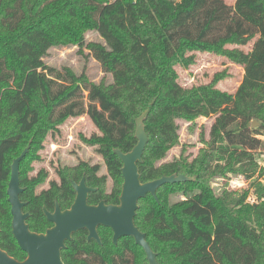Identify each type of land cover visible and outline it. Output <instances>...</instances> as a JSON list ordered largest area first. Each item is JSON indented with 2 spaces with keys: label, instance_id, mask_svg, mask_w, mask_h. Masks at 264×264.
Wrapping results in <instances>:
<instances>
[{
  "label": "trees",
  "instance_id": "16d2710c",
  "mask_svg": "<svg viewBox=\"0 0 264 264\" xmlns=\"http://www.w3.org/2000/svg\"><path fill=\"white\" fill-rule=\"evenodd\" d=\"M91 31L103 43H85ZM255 37L247 53L225 48L246 46ZM61 45L86 48L112 75V83L96 84L84 74L47 66L48 50ZM195 51L224 56L243 68L234 94L215 88L218 76L190 89L179 85L175 67L188 68L194 58L187 53ZM145 110L149 141L138 164L140 182L173 174L194 178L161 186L157 201L149 194L138 201L134 223L156 261L264 264V186L252 182L254 203L246 202L248 190L215 194L211 187L213 179L227 174L262 177L255 155L264 150V0H235L233 6L223 0H0V249L16 260L24 256L11 235L5 195L2 162L9 144L16 142L8 136L33 132L41 149L48 131L83 115L99 132L80 139L95 147L106 175L98 174V164L80 162L58 168L59 183L49 181L39 195L25 192L30 212L39 217L29 218L30 229L42 233L50 224L41 207L52 209L56 200L68 208L75 197L72 182L82 177L96 189L88 204H118L122 163L113 150H132L135 121ZM209 117H215L209 139L201 138L197 156L191 158L182 148L178 157L165 161L179 143L178 121ZM254 121L258 125L252 128ZM46 175L41 170L38 181ZM175 196L181 198L172 201ZM98 235L101 245L87 242L85 230L74 234L61 253L64 264H147L132 238L114 245L110 229L99 227Z\"/></svg>",
  "mask_w": 264,
  "mask_h": 264
},
{
  "label": "rangeland",
  "instance_id": "374dc122",
  "mask_svg": "<svg viewBox=\"0 0 264 264\" xmlns=\"http://www.w3.org/2000/svg\"><path fill=\"white\" fill-rule=\"evenodd\" d=\"M223 1L229 6H233L235 2V0ZM89 42L103 43L98 34L93 31L85 34V43ZM250 47V45L225 46L227 49L238 48L243 52L249 51ZM187 55H192L194 62L188 68L175 67L178 83L181 87L190 89L205 85L212 82L218 76V79L215 81V88L230 94L235 93L244 74L241 66L232 63L224 56L214 53L195 51L187 53ZM43 62L60 72L64 69H69L77 76L84 74L90 82L96 84L101 81L106 84L112 83V75L105 73L92 54L84 47L72 45L52 47L43 58ZM83 96L86 104L87 92H84ZM214 119L215 117L198 118L194 122L179 120V143L168 152L165 161L178 157L182 148L185 149L187 155L191 158L196 157L198 151L203 147L201 138L205 140L209 139V131ZM11 128L12 122L9 121L7 129L11 130ZM93 135H99V132L86 115L69 118L57 128V131H48L43 140L42 148H37L35 145L31 146V152L28 154L29 157L25 163L20 165L24 186L28 185L33 190L32 192L37 193L42 189L48 188L49 181L54 180L58 182V177L55 173L58 168L73 167L80 162H86L90 165L98 164L100 166L98 174L106 175L103 159L95 152V147L85 145L80 139L81 136L90 138ZM32 136L33 132L27 135L26 143L17 151L18 155L22 149L27 147ZM255 157L262 177L247 180L242 175L227 174L223 178L213 179L211 187L214 193L217 194L225 190L240 194L248 190L246 202L254 203L256 197L252 182L256 180L257 184L264 186V150L257 151ZM41 170L47 175L42 182H39L36 175ZM110 188L111 181L108 179L107 190L109 191ZM180 198V196H175L171 200L176 201Z\"/></svg>",
  "mask_w": 264,
  "mask_h": 264
},
{
  "label": "water",
  "instance_id": "95a60500",
  "mask_svg": "<svg viewBox=\"0 0 264 264\" xmlns=\"http://www.w3.org/2000/svg\"><path fill=\"white\" fill-rule=\"evenodd\" d=\"M148 110H145L135 121L134 137L136 144L131 151L122 153L114 149L122 163L121 175L122 185L118 197V204H106L100 201L95 205L88 204V196L96 191L88 187L85 178L78 182H72L75 197L71 206L61 210L55 204L53 212L43 209L46 220L52 224L42 234H35L29 231L26 224L27 214L22 213V204L18 195L21 193L19 187V162L27 154V146L21 155L11 165V176L7 188L8 202L11 206V233L19 248L26 253V259L17 261L0 249V264H64L61 259V251L65 249V243L71 241L72 236L81 230L87 232V242L94 241L101 245L98 235V228H108L112 232V243L123 237L132 238L134 244L140 247L147 264H159L156 261L155 253L152 252L145 234L142 233L134 223L138 201L148 194L157 201V190L165 185H173L193 181V177L184 175L162 176L156 180L141 183L138 172V164L142 163L144 149L149 141L144 130V119ZM258 124L252 122L254 128Z\"/></svg>",
  "mask_w": 264,
  "mask_h": 264
},
{
  "label": "flooded vegetation",
  "instance_id": "af4514ba",
  "mask_svg": "<svg viewBox=\"0 0 264 264\" xmlns=\"http://www.w3.org/2000/svg\"><path fill=\"white\" fill-rule=\"evenodd\" d=\"M4 137V136H3ZM7 138H10V139H13V140H16V142H14V143H10L9 144V146H11L8 150H7V152L5 153V160H4V162H2V169H3V171H4V173L7 175V178H6V180H5V195H6V202H7V204H8V206H9V218H11V220H12V215H11V212H10V210H11V206H10V204H9V202H8V196H7V188H8V183H9V181H10V176H11V165H12V163H13V161L17 158V157H19L20 155H21V153L23 152V150L25 149H22V151L20 152V154L19 155H17V156H15V154L17 153V151L19 150V148L22 146V144H21V142L22 141H24V140H26L27 139V137H24V136H20L19 137V135L17 136H15V135H10V136H8ZM19 140H20V142H19ZM35 141V139H34V136H32L31 138H30V140H29V142H28V145L27 146H29V150H30V148H31V146H36L37 147V143L36 142H34ZM28 150V151H29ZM28 153V152H27ZM13 156V157H12ZM24 158V157H23ZM22 158V159H23ZM21 159V160H22ZM21 162V161H20ZM19 162V166H18V169H19V187H20V189L22 190L21 191V193L18 195V198H19V201L22 203V204H24L23 205V207H22V213L23 214H27V219H26V224L28 225V228H29V231L30 232H32V233H35V234H42V233H44L48 228H50L51 226H52V224L51 223H49L48 221V223L50 224V227H48L44 232H42V233H38V232H34V231H32L31 229H30V223H29V218H39V217H37V216H34L31 212H30V209H29V205L31 204V202H30V200H29V197L25 194V192L28 190V189H30V187L27 185V186H24V179L23 178H21V170H20V163ZM38 175H39V171H38V173H37V178H38ZM35 176V177H36ZM52 181H54V180H52ZM54 182H56V181H54ZM56 183H59V178H58V182H56ZM25 185H26V183H25ZM48 188H49V183H48ZM48 188H46V189H42V190H40V191H38L37 193H34V192H32V195H39L42 191H46ZM33 191V190H32ZM58 204L59 205V203L56 201V200H54V202H53V208L52 209H49V210H47L46 208H45V206H42L41 207V209H42V212H43V209H45V210H47L48 212H53L54 211V209H55V204ZM71 206V205H70ZM69 206V207H70ZM59 207H60V209L63 211V210H66V209H68V208H61V206L59 205ZM43 218H45L46 219V217H45V215H44V212H43ZM11 220H10V227H11ZM1 230V229H0ZM11 235H12V233H11ZM12 238H13V236H12ZM13 240H14V238H13ZM70 242V241H69ZM14 243L16 244V246L18 247V249L20 250V252H21V255L23 254L24 256H23V258L21 259V260H17V261H23V260H25L26 259V253L25 252H23L20 248H19V246L17 245V243H16V241L14 240ZM67 243V242H66ZM66 243H65V248H66ZM4 251V250H3ZM63 251V250H62ZM62 251H61V253H62ZM5 252V251H4ZM7 253V252H6ZM8 254V253H7ZM9 255V254H8ZM13 258V257H12ZM15 259V258H14ZM61 259H62V256H61ZM63 261V260H62ZM64 263V262H63Z\"/></svg>",
  "mask_w": 264,
  "mask_h": 264
},
{
  "label": "crops",
  "instance_id": "0c3cea01",
  "mask_svg": "<svg viewBox=\"0 0 264 264\" xmlns=\"http://www.w3.org/2000/svg\"><path fill=\"white\" fill-rule=\"evenodd\" d=\"M255 40H256V37L252 40V42H249V43L247 44V45H250V46H251L249 51H251L252 46H253ZM249 51H247V52H249ZM247 52H245V53H247Z\"/></svg>",
  "mask_w": 264,
  "mask_h": 264
},
{
  "label": "built area",
  "instance_id": "2783aa9c",
  "mask_svg": "<svg viewBox=\"0 0 264 264\" xmlns=\"http://www.w3.org/2000/svg\"><path fill=\"white\" fill-rule=\"evenodd\" d=\"M170 1H179V0H170Z\"/></svg>",
  "mask_w": 264,
  "mask_h": 264
}]
</instances>
